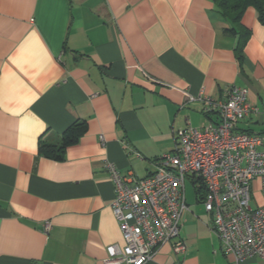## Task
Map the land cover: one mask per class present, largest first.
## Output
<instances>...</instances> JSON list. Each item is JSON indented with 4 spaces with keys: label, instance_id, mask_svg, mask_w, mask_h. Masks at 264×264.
Instances as JSON below:
<instances>
[{
    "label": "crops",
    "instance_id": "obj_1",
    "mask_svg": "<svg viewBox=\"0 0 264 264\" xmlns=\"http://www.w3.org/2000/svg\"><path fill=\"white\" fill-rule=\"evenodd\" d=\"M240 24L244 43L212 0H0V264H103L122 248L104 164L154 174L175 132L213 119L190 96L246 88L258 112L237 130L264 139V25L252 7ZM75 126L63 159L41 150ZM193 195L185 253L166 244L145 264H235Z\"/></svg>",
    "mask_w": 264,
    "mask_h": 264
},
{
    "label": "built area",
    "instance_id": "obj_2",
    "mask_svg": "<svg viewBox=\"0 0 264 264\" xmlns=\"http://www.w3.org/2000/svg\"><path fill=\"white\" fill-rule=\"evenodd\" d=\"M247 94L246 88L232 85L219 101L190 96L189 101L198 102L213 119L202 127L175 132L172 151L156 160L154 174L146 178L121 174L105 162L114 185L112 213L124 246L107 247L103 264H145L166 244L176 254H184L180 222L189 210L187 181L194 190L204 187L202 195H195L211 216L212 230L225 254L235 264L251 258L264 261V202L252 206L257 181L264 198V151L260 150L264 139L237 130L240 121L258 112L248 104Z\"/></svg>",
    "mask_w": 264,
    "mask_h": 264
},
{
    "label": "trees",
    "instance_id": "obj_3",
    "mask_svg": "<svg viewBox=\"0 0 264 264\" xmlns=\"http://www.w3.org/2000/svg\"><path fill=\"white\" fill-rule=\"evenodd\" d=\"M214 6L217 8L220 15L233 25L232 30L239 37L240 43H244L248 37V32L244 31L240 21L243 13L249 7H252L257 12L258 20L264 25V0H212ZM77 126L75 128H68L63 134L58 147H42L41 150L49 154L56 160L63 159L65 149L77 142L79 134L77 133ZM197 195H202L205 192L204 187L199 186L194 190Z\"/></svg>",
    "mask_w": 264,
    "mask_h": 264
},
{
    "label": "rangeland",
    "instance_id": "obj_4",
    "mask_svg": "<svg viewBox=\"0 0 264 264\" xmlns=\"http://www.w3.org/2000/svg\"><path fill=\"white\" fill-rule=\"evenodd\" d=\"M260 150L263 151L264 149L261 148ZM186 200L188 203L194 201L193 188L188 181L186 182ZM252 206H255L253 202H252Z\"/></svg>",
    "mask_w": 264,
    "mask_h": 264
}]
</instances>
